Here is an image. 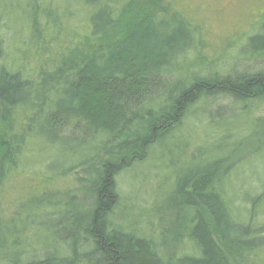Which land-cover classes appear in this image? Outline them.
Here are the masks:
<instances>
[{"label":"trees","instance_id":"obj_1","mask_svg":"<svg viewBox=\"0 0 264 264\" xmlns=\"http://www.w3.org/2000/svg\"><path fill=\"white\" fill-rule=\"evenodd\" d=\"M135 4L136 0H80L82 32L71 35L73 46L52 53L48 42L43 43L44 28L35 14L30 19L31 38L38 43L42 61L33 73L3 57L0 39V122L12 125L20 117L24 124L0 148V188L28 182L27 177L39 180L38 194L45 200L37 204L50 208L48 216L57 213L51 215L48 228L67 244L64 256L49 252L26 264H237L262 244L253 218L239 219L225 192L215 188L217 168L211 163L197 164L177 177L172 194L174 205L191 210L184 225L194 253L167 256L162 247L175 239L162 238V246L129 225L113 224L121 212L117 175L168 136L193 103L216 95L234 101L264 97L261 70L189 75L169 84L165 75L171 61L192 44L190 23L179 11L164 9L120 30ZM79 45L87 47L85 52L71 59ZM247 50L264 51V17L262 32L248 38ZM48 147L53 148L49 156ZM79 166H91L95 173L87 181L89 198L84 205L60 200L59 189L52 188L56 179ZM76 180L70 179L67 190ZM17 237L16 230L1 234L0 229V252L17 246Z\"/></svg>","mask_w":264,"mask_h":264},{"label":"rangeland","instance_id":"obj_2","mask_svg":"<svg viewBox=\"0 0 264 264\" xmlns=\"http://www.w3.org/2000/svg\"><path fill=\"white\" fill-rule=\"evenodd\" d=\"M79 4L80 0H0L3 57L22 71L37 70L42 58L30 31V19L35 14L44 28L47 41L43 43L48 42L51 53L73 46V37L84 25ZM164 9L184 15L190 23L192 39L187 51L174 58L166 70L169 84L184 81L189 75L264 71V51L252 54L247 50L248 38L262 32L264 0H136L135 8L124 16L119 29L145 14L155 15ZM86 48L79 45L72 51L71 59L77 60ZM21 120L17 118L12 125L0 122V148L11 134L20 132L24 125ZM46 150L47 156L52 155V147ZM202 163L214 164L215 188L225 192L239 219L247 222L253 218L261 236L262 244L236 260L237 264H264V97L234 101L216 95L193 103L168 136L156 142L142 160L117 175L121 202L117 211L121 212L113 224L129 225L160 241L162 246V238L165 242L175 239L174 244L162 247L167 256L194 253L184 225L189 223L191 210L174 205L172 194L177 177ZM92 167H75L67 177L56 179L52 188L59 189L58 198L84 205L89 198L87 181L95 174ZM73 176L77 180L67 190ZM27 178L29 184L23 179L0 188L1 234L13 229L20 238L17 246L8 245L0 252V264H26L49 252L57 256L67 253V244L56 240L48 228L57 213L48 216L50 208L37 204L45 200L38 194L39 180ZM13 184L16 188L11 187Z\"/></svg>","mask_w":264,"mask_h":264}]
</instances>
